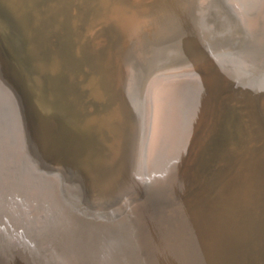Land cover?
Listing matches in <instances>:
<instances>
[{
  "label": "bare ground",
  "instance_id": "6f19581e",
  "mask_svg": "<svg viewBox=\"0 0 264 264\" xmlns=\"http://www.w3.org/2000/svg\"><path fill=\"white\" fill-rule=\"evenodd\" d=\"M130 2L143 9L148 0ZM202 2L200 30L228 17L232 32L252 36L245 68L225 78L260 142L243 155L223 133L173 177L214 81L173 73L144 83L140 99L136 77L128 92L147 116L142 184L117 209L89 200L88 175L73 163L83 141L35 98L0 38V264H264V0Z\"/></svg>",
  "mask_w": 264,
  "mask_h": 264
},
{
  "label": "rangeland",
  "instance_id": "374dc122",
  "mask_svg": "<svg viewBox=\"0 0 264 264\" xmlns=\"http://www.w3.org/2000/svg\"><path fill=\"white\" fill-rule=\"evenodd\" d=\"M0 2L6 51L20 64L35 98L58 112L83 141L73 163L88 175L89 200L102 208H120L142 184L147 116L144 106L134 110L128 92L136 77L140 99L148 81L173 73L214 81L203 124L173 177L216 137L223 140V133V144L243 155L251 142L258 146L261 136L250 131L246 111L237 102L239 91L225 78L245 68L252 36L232 32L228 17H217L211 28L200 30L196 10L202 0H148L143 9L130 0ZM36 37L45 41L44 47ZM84 188L82 203L88 200ZM17 203L16 197L8 199L10 208Z\"/></svg>",
  "mask_w": 264,
  "mask_h": 264
},
{
  "label": "water",
  "instance_id": "95a60500",
  "mask_svg": "<svg viewBox=\"0 0 264 264\" xmlns=\"http://www.w3.org/2000/svg\"><path fill=\"white\" fill-rule=\"evenodd\" d=\"M48 114H50L51 116H53V114L59 115L58 112H51V113H48ZM59 116L63 119V117L61 115H59Z\"/></svg>",
  "mask_w": 264,
  "mask_h": 264
}]
</instances>
